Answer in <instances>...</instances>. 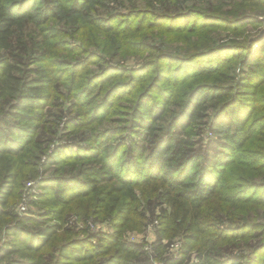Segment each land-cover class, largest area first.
<instances>
[{
	"label": "trees",
	"instance_id": "obj_1",
	"mask_svg": "<svg viewBox=\"0 0 264 264\" xmlns=\"http://www.w3.org/2000/svg\"><path fill=\"white\" fill-rule=\"evenodd\" d=\"M111 2L115 11L96 16V0H0V264H158L124 238L143 230L142 204L154 200L169 208L156 252L184 242L163 264L192 254L196 264H264V38L253 34L264 0L99 1ZM132 58L145 60L134 68ZM59 99L73 105L68 135L91 133L42 164ZM210 110L221 135L211 157L190 140ZM117 113L126 122L106 127ZM55 163L78 174L43 178L32 203L46 214L19 217L14 201ZM68 215L113 232L66 228ZM254 239L251 252H231Z\"/></svg>",
	"mask_w": 264,
	"mask_h": 264
},
{
	"label": "rangeland",
	"instance_id": "obj_2",
	"mask_svg": "<svg viewBox=\"0 0 264 264\" xmlns=\"http://www.w3.org/2000/svg\"><path fill=\"white\" fill-rule=\"evenodd\" d=\"M99 1L102 0H96L97 9L98 12L96 13V16L100 13L101 16H106L109 14V12L115 11L117 7L116 2H111L109 4V8L102 9V4L99 3ZM220 0H186V4H198L201 6H205L208 2H213V3H218ZM130 7H128L129 9ZM259 19L262 21V25L258 30L253 32L254 35H257V38L259 35L264 32V16H260ZM57 27H65L66 24L65 22H59L55 24ZM32 28V29H31ZM34 28L32 26H27L26 29L24 30V37L25 39L28 38V34L33 32ZM36 32L38 30L36 29ZM156 40L153 39L152 42ZM159 44V42H156ZM172 50V49H170ZM149 58V57H148ZM145 59H139V58H132V59H127L125 64L129 67H134V68H140L142 65L141 62H143ZM115 64H121V61L119 59H116L113 61ZM199 64V63H197ZM23 68H26L23 66ZM116 68V67H115ZM93 70L97 71L96 67L93 66ZM63 90V87L60 88ZM59 105L51 106L48 107L47 109V114L50 122L52 124L46 125L47 129V134L49 138H52V141L49 143V148L50 151L46 153L45 155L42 156V161H40L42 164L45 162L47 163L49 160V156L53 154L55 151V148L59 146H66L73 148L74 150L77 149V145L84 144L81 143L83 140L82 137L84 133L90 134L91 131L87 127H84L82 129H79L77 133L71 138L68 135V130H67V124L70 122L72 118H74V112H73V105L70 100L64 101L62 99H59L58 101ZM126 106V104H124ZM118 112V111H117ZM208 117L200 122L194 129H193V135L190 138L193 142L197 144L194 150H203V153H208L209 156H212V151H210V144L214 143L218 139L221 138V135L217 131H213V121L215 120V114L214 110H210L208 112ZM123 116L119 115L118 113L114 115V118L111 119V122L105 123L106 127L114 128L115 123H120L124 124L123 122H126L124 119H121ZM56 122V123H55ZM55 124V125H54ZM99 129L103 130L104 126H100ZM130 132H127V135L129 136ZM121 135L117 137L118 140H120ZM125 139H128V137H125ZM117 144V142H115ZM48 148V149H49ZM111 154V153H110ZM116 159H118L117 164L120 163V156H117ZM82 168L83 166L79 165L77 169ZM78 172L76 169L72 167V165H66V164H54L49 167L48 170L43 171V169H40V177L39 179L35 181H29V183H33L32 187L28 186V182L26 183V186L24 188V191L20 192L21 195H18V198L14 201L13 208L16 209V211L19 214V217H34V218H42L43 215L46 214V206L42 205L41 203L35 204L32 203V201L38 202L39 196L41 189L40 187H35L39 184H41L43 178L44 180H48L51 178L52 180L55 178H66L68 176H74L77 175ZM119 174V173H118ZM36 188V189H33ZM33 190V191H32ZM31 194H35L34 198L31 199V202L29 203L30 197H32ZM20 196V197H19ZM26 201V202H25ZM25 202V203H24ZM148 202V201H147ZM147 202H144L141 207V211L146 214L148 217L149 221L146 222V226L143 228L141 232L138 231H128L125 234V240L128 243L138 245L143 247L144 251H146L148 258L153 260L154 262L158 264H163V260L165 258H178L180 257L183 249H184V242L180 237H176L173 240H163L162 243L165 246V251L163 254L159 255L156 252V246L159 243V234H158V229H159V220L158 218L163 214L165 210L169 211V208L166 205H162L160 200H154L152 203L149 205ZM25 208V210H23ZM68 225H66V228H75L76 231L81 232L82 230L85 231H91L94 233H99V234H111L113 232V226L110 224L109 221L107 220H101L98 221L96 219L88 217L87 220H84L83 222H78V218L75 215H68ZM51 224H54L56 221L55 220H49ZM181 243V246L179 244ZM260 240L259 239H254L248 244H243L241 243L240 245L236 246L235 248H231V252H235L236 254H247L251 252V250L259 244ZM151 246V247H149ZM149 248V249H147ZM150 250V251H147ZM151 255V256H150ZM156 258V259H155ZM199 258L195 254L191 255V258H189V261L187 264H196L198 262Z\"/></svg>",
	"mask_w": 264,
	"mask_h": 264
},
{
	"label": "built area",
	"instance_id": "obj_3",
	"mask_svg": "<svg viewBox=\"0 0 264 264\" xmlns=\"http://www.w3.org/2000/svg\"><path fill=\"white\" fill-rule=\"evenodd\" d=\"M28 186H29V187H32V186H33V183L30 182V183L28 184ZM25 202H26V201H25ZM25 202H24V203H25ZM23 210H25V208H23ZM179 243H180V242H179ZM180 246H181V243L179 244L178 247H180ZM149 247H151V246H149ZM147 249H149V248H147ZM147 251H150V250H147Z\"/></svg>",
	"mask_w": 264,
	"mask_h": 264
},
{
	"label": "water",
	"instance_id": "obj_4",
	"mask_svg": "<svg viewBox=\"0 0 264 264\" xmlns=\"http://www.w3.org/2000/svg\"><path fill=\"white\" fill-rule=\"evenodd\" d=\"M264 38V32H262L257 39H263Z\"/></svg>",
	"mask_w": 264,
	"mask_h": 264
}]
</instances>
